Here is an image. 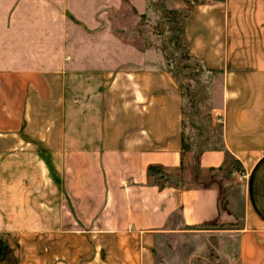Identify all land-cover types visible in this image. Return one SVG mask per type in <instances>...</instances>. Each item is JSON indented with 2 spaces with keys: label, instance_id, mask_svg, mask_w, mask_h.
Segmentation results:
<instances>
[{
  "label": "crops",
  "instance_id": "crops-1",
  "mask_svg": "<svg viewBox=\"0 0 264 264\" xmlns=\"http://www.w3.org/2000/svg\"><path fill=\"white\" fill-rule=\"evenodd\" d=\"M121 5L0 0V264H158L167 235L232 220L217 186L186 182L183 92L113 29ZM183 33L222 79L197 173L229 156L247 171L230 230L237 264H264V0L197 3Z\"/></svg>",
  "mask_w": 264,
  "mask_h": 264
},
{
  "label": "rangeland",
  "instance_id": "rangeland-1",
  "mask_svg": "<svg viewBox=\"0 0 264 264\" xmlns=\"http://www.w3.org/2000/svg\"><path fill=\"white\" fill-rule=\"evenodd\" d=\"M121 1L119 10L107 11L113 29L121 34L122 40L149 49L146 61L168 70L183 92L184 141L186 147L192 149L186 151L184 166L189 177L186 182L198 175L203 182L210 181L217 186L220 205L232 215L231 221L203 223L201 229L206 230L200 232L167 235L164 244L158 246L157 262L237 264L234 246L237 235L230 229L242 225L248 175L230 156L226 157L224 166L206 169L202 176L199 171L197 173L198 152L204 147L218 145L220 141L221 122L213 124L212 119L214 108L221 105L222 79L219 72L210 71L189 52L183 33L189 9L197 3L214 0H149L145 16L137 13L127 0Z\"/></svg>",
  "mask_w": 264,
  "mask_h": 264
},
{
  "label": "trees",
  "instance_id": "trees-1",
  "mask_svg": "<svg viewBox=\"0 0 264 264\" xmlns=\"http://www.w3.org/2000/svg\"><path fill=\"white\" fill-rule=\"evenodd\" d=\"M189 10H190V9H189ZM186 15H187V14H186ZM149 169H150V170H154V171H159V170H160V168L157 167V166H155V165H150V166H149ZM210 169L212 170V169H214V168L211 167Z\"/></svg>",
  "mask_w": 264,
  "mask_h": 264
}]
</instances>
